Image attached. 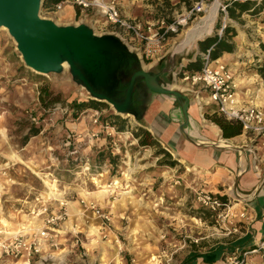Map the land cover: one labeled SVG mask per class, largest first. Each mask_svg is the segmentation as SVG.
I'll return each mask as SVG.
<instances>
[{
  "label": "rangeland",
  "instance_id": "374dc122",
  "mask_svg": "<svg viewBox=\"0 0 264 264\" xmlns=\"http://www.w3.org/2000/svg\"><path fill=\"white\" fill-rule=\"evenodd\" d=\"M196 1L153 0L154 11L149 18L172 20L181 12L182 5L190 8ZM44 2L43 17L59 24L85 23L99 35L119 36L140 60L138 68L160 72V82L166 87L177 90L181 87L180 78L186 68L180 67V63L186 53L178 46L188 31L197 26L195 23L183 34L174 36L160 57L148 58L141 51V43L126 37L118 26L107 23L95 10L83 11L72 0H65L62 10L44 7ZM70 5L74 6L75 14L65 20L60 14ZM218 21L223 22L221 10H217L210 35L218 33ZM228 24L239 26L251 42L261 36L257 23L247 26L250 23L242 18H233ZM207 36L189 42L192 46L189 53ZM244 47L249 50L247 53H252L255 44L245 41ZM43 87L49 88L53 96L59 95L61 103L45 107L40 98ZM90 96L73 78L68 66L63 72L50 74L27 67L15 40L7 30L0 29V164L9 166L8 174L0 177V229L16 230L27 218L31 200L37 194L49 193L48 183L59 179L61 186L74 184L67 190L71 201L68 234L43 264H183L188 257L211 251L220 244L224 249L217 264H264V236L257 244L253 238L244 250L231 251V241L246 235L242 234V222L237 230L217 225L197 203L194 191L185 187L175 166L165 164L166 155L161 151L165 148L161 144L140 143L136 132L144 127L136 116L118 114L126 120L121 130L110 122L111 115L116 114L110 105L102 110L78 111L75 104L91 100ZM90 109H94V117L89 116ZM95 124L101 127H91ZM93 132L99 136L90 143L85 138L71 146L64 145L68 134L86 137ZM74 147L79 149V159L67 160ZM13 154L20 159L13 158ZM82 156H89L93 165L103 168V175L92 179L91 174L77 173ZM114 178H118L119 187L111 195L105 184ZM59 190L63 194V187ZM81 198L95 201L109 212L108 224L102 225L93 212L83 215ZM92 226L99 227L100 235L92 232ZM194 262L208 264L202 257Z\"/></svg>",
  "mask_w": 264,
  "mask_h": 264
},
{
  "label": "crops",
  "instance_id": "0c3cea01",
  "mask_svg": "<svg viewBox=\"0 0 264 264\" xmlns=\"http://www.w3.org/2000/svg\"><path fill=\"white\" fill-rule=\"evenodd\" d=\"M152 1L121 0V12L127 18L140 19L144 24L154 21L149 18L154 11ZM185 8L182 5L180 10ZM74 14L75 8L70 5L60 17L70 20ZM205 18L201 19V24ZM242 19L250 23L247 26L257 23L261 27V36L251 42L245 37V32L241 33L239 26L244 25H233L238 31L235 37L237 50L225 52L219 59L227 63L235 74L239 106H257L264 110V79L258 72L259 66L264 64V53L261 46H257V42L264 41V23L260 18ZM245 41L255 44L254 52H246ZM188 44L183 40L178 46L186 53L180 63V67L186 68L184 71H187L191 61L203 53L198 42L195 51L190 54L192 46ZM160 61L163 60L160 58ZM180 81L182 85L179 90L189 97L186 110L185 100L180 101L174 96L143 88L140 90L143 94L139 99V113L136 117L140 125L149 130L177 160L174 170L187 189L193 191L205 188L219 193L232 200L236 213L246 212V217L241 221L244 228L242 234L250 233L255 238L254 244H257L264 236V137L244 129L235 136L225 137L221 126L211 119L214 114H223L210 97V92L200 87L192 88L181 78ZM93 111L90 109L89 116L94 117ZM83 127L75 126L76 129ZM91 127L98 129L101 126L95 124ZM95 143L102 144L98 140ZM73 185L69 183L66 189L70 191ZM68 224L62 229L60 240L66 239Z\"/></svg>",
  "mask_w": 264,
  "mask_h": 264
},
{
  "label": "built area",
  "instance_id": "2783aa9c",
  "mask_svg": "<svg viewBox=\"0 0 264 264\" xmlns=\"http://www.w3.org/2000/svg\"><path fill=\"white\" fill-rule=\"evenodd\" d=\"M252 1L253 9L246 11L241 18L252 17L264 23V0H197L190 8L178 12L172 20L160 18L157 21H149L145 24L138 18H127L121 12V0H72L83 11L95 10L106 19V22L118 26L122 33L134 41L142 44V52L146 57H155L163 54L167 44L174 38L185 32L191 23L201 24V19L207 16L212 6L218 2V10H221L223 22L218 30L222 36L227 27L229 17L228 5L231 2ZM65 1L58 3L55 7L62 10ZM256 17V18H255ZM260 46V42H257ZM211 49L202 53L204 60L203 68L200 71H184L181 80L192 88L200 87L210 92V97L218 105L219 111L228 119L237 120L242 124L244 130L253 132L264 137V110L257 106H239L237 83L232 68L225 62L211 58ZM99 114V111H96ZM98 121V117L95 122ZM98 132L88 136L82 134H68L64 145L71 146L74 141H81L87 138L90 143L97 138ZM79 149L74 147L73 151L67 154V160L79 159ZM80 171L77 173L92 175V179L103 175V168L93 165L89 156H82L79 162ZM7 164H0V177L8 174ZM102 169V170H101ZM126 176L127 173L123 172ZM95 183V182H94ZM53 184L60 189L63 187V194L56 197L52 194H37L31 200L27 218L16 230L6 231L0 229V264H43L48 257L54 253L59 246L62 229L70 220V199L65 185L60 184L59 179H54ZM106 191L112 193L119 187L118 178L111 179L105 184ZM197 203L204 208L214 222L228 229L237 230L239 223L246 217V212L236 213L234 203L225 196L211 192L205 188L193 190ZM28 202V201H26ZM80 204L82 214L93 212L101 219L102 225H107L111 220L109 212L103 210L99 203L81 198Z\"/></svg>",
  "mask_w": 264,
  "mask_h": 264
},
{
  "label": "water",
  "instance_id": "95a60500",
  "mask_svg": "<svg viewBox=\"0 0 264 264\" xmlns=\"http://www.w3.org/2000/svg\"><path fill=\"white\" fill-rule=\"evenodd\" d=\"M43 1L0 0V26L7 27L27 67L40 74H50L63 72L66 64L73 78L89 91L90 97L114 107L116 114L138 116L139 108L135 113L129 112L135 88H147L185 100L184 109L188 108V95L164 86L160 82V72L144 67L131 74L123 102L100 91L116 76L117 51L129 48L119 36L99 35L88 24H59L43 17ZM137 61L139 65L138 58Z\"/></svg>",
  "mask_w": 264,
  "mask_h": 264
},
{
  "label": "trees",
  "instance_id": "16d2710c",
  "mask_svg": "<svg viewBox=\"0 0 264 264\" xmlns=\"http://www.w3.org/2000/svg\"><path fill=\"white\" fill-rule=\"evenodd\" d=\"M65 0H45L44 7L48 6H56L58 3ZM254 7V3L252 1L245 2H231L228 5V12L230 18H241V15L246 12L252 10ZM258 9H253L252 13H256ZM222 14V13H221ZM217 29L221 28V21H218L216 25ZM237 30L235 27L230 24L224 29L222 36L216 32L213 35H209L204 39L199 41V48L201 52H207L211 49V58L218 59L225 52H235L237 50V43L235 41V37L237 35ZM260 46L264 53V41H260ZM137 59V58H136ZM204 60L202 56L197 57L194 61H191L187 65V71L196 72L200 71L203 68ZM259 74L264 78V64L260 65L258 68ZM49 90L47 87H43L41 91V101L45 105V107L50 108L55 106L58 103H61V98L59 95H55ZM75 107L78 111H82L88 108H94L102 110L106 107H109L108 104L98 101V100H87L81 103H76ZM129 112L135 113V111L130 110ZM110 122L120 126L121 130H124L126 120L121 118L118 114H113L109 118ZM211 119L217 122L221 128L223 129V134L225 137H232L242 132L243 127L242 124L237 120H228L224 115L214 114L211 116ZM136 136L140 139V143L143 145H157L159 141L155 138L152 133L146 128H140L138 132H136ZM162 153L166 155L165 164L175 166L177 164V160H175L171 153L166 149H161ZM253 237L251 234H246L245 236L236 238L231 241L230 248L231 251H236L237 249L244 250L247 246L252 243ZM224 249L223 245H219L216 248H213L209 252L196 254L188 257L183 264H197L196 259L198 257H202L203 261L208 264H214L219 258ZM253 248H250L251 250Z\"/></svg>",
  "mask_w": 264,
  "mask_h": 264
},
{
  "label": "flooded vegetation",
  "instance_id": "af4514ba",
  "mask_svg": "<svg viewBox=\"0 0 264 264\" xmlns=\"http://www.w3.org/2000/svg\"><path fill=\"white\" fill-rule=\"evenodd\" d=\"M117 62L116 76L100 91L109 94L118 102H123L126 97L129 78L138 68V61L132 52L127 49H120L117 51ZM141 94H143L142 91L135 88L130 110L135 111L137 109Z\"/></svg>",
  "mask_w": 264,
  "mask_h": 264
},
{
  "label": "bare ground",
  "instance_id": "6f19581e",
  "mask_svg": "<svg viewBox=\"0 0 264 264\" xmlns=\"http://www.w3.org/2000/svg\"><path fill=\"white\" fill-rule=\"evenodd\" d=\"M218 5H219L218 2H216L212 6L210 12L206 16L205 21L202 24L194 26L188 31L186 38L184 40L185 42H193L194 40L201 38L203 35H205L211 31L213 22L216 18V15H217ZM0 29H4V30L8 31L7 27H5V26H0ZM65 66L67 67L66 64H65ZM12 157L16 158V159H20L17 154H13ZM48 184L50 185V190H51L50 194H52L56 197H60L62 192H60L58 187H56V185L53 183H48ZM126 192H128V191H126ZM2 222L4 223V226H8V223L6 222V220H2ZM91 230L93 233L100 235L98 226H92Z\"/></svg>",
  "mask_w": 264,
  "mask_h": 264
}]
</instances>
